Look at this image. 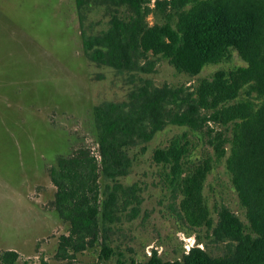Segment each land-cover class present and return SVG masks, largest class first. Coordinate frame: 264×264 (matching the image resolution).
Listing matches in <instances>:
<instances>
[{
	"label": "rangeland",
	"instance_id": "1",
	"mask_svg": "<svg viewBox=\"0 0 264 264\" xmlns=\"http://www.w3.org/2000/svg\"><path fill=\"white\" fill-rule=\"evenodd\" d=\"M156 1L149 0L150 26L170 21L176 27L181 13L191 7L179 11L171 3L159 7ZM116 9L121 17L133 13L112 0H90L82 15L75 0H0V258L15 251L14 264H136L154 250L165 261L181 260L194 246L220 257L231 246L212 237L219 209L225 206L246 227L249 224L226 156L217 159L208 143L210 127L225 131L214 122L200 132L169 124L151 141L132 147L130 173L117 182L127 189L120 191L117 203L121 221L102 225L96 237L73 235L71 223L59 214L58 188L50 171L57 157L80 147L98 155L95 106L129 104L147 81L160 88L192 91L219 71L247 66L235 50L195 76L178 71L168 58L152 52L140 61L141 70L98 64L83 49L81 30L87 35L106 31ZM181 138L187 140L190 152L183 160V177L212 159L201 196L212 226L189 217L182 205L181 183L154 159L157 149ZM226 147L229 151V144ZM117 183L100 179L102 210L106 184L112 189Z\"/></svg>",
	"mask_w": 264,
	"mask_h": 264
},
{
	"label": "trees",
	"instance_id": "2",
	"mask_svg": "<svg viewBox=\"0 0 264 264\" xmlns=\"http://www.w3.org/2000/svg\"><path fill=\"white\" fill-rule=\"evenodd\" d=\"M112 1L118 7L129 6L132 15L121 17L116 9L106 31L87 35L81 30L83 49L98 64L121 71L141 70L140 61L152 52L168 58L178 71L195 76L235 50L247 66L219 71L211 81L203 80L192 91L168 85L160 88L147 81L132 94L129 104L105 102L95 106L98 155L80 147L57 157L51 168V179L58 188L59 214L71 223L73 235L80 239L96 237L102 225L121 221L117 203L120 191L125 193L127 189L117 182L130 173L132 147L151 141L169 124L200 132L214 122L231 137L210 127L208 143L217 159L226 156L232 183L246 209L248 226L223 206L212 237L230 244L228 254L213 257L194 246L181 260L165 261L154 250L136 264H264V0H157V6L171 3L179 11L191 5L181 13L176 27L170 21L150 26L149 0ZM75 2L80 15L90 4V0ZM242 91L245 97L240 99ZM188 146L187 140H175L169 147L157 149L154 159L168 167L172 179L181 183L182 205L189 217L198 224L212 226L201 202L203 183L213 168L212 159L202 161L183 177ZM102 177L117 183L112 189L106 184L103 210L99 203ZM17 257L15 251H7L0 264H14Z\"/></svg>",
	"mask_w": 264,
	"mask_h": 264
}]
</instances>
